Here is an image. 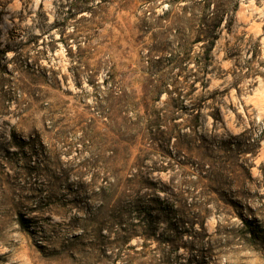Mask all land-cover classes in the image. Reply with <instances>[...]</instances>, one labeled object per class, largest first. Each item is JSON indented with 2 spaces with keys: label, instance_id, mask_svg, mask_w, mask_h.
I'll list each match as a JSON object with an SVG mask.
<instances>
[{
  "label": "rangeland",
  "instance_id": "obj_1",
  "mask_svg": "<svg viewBox=\"0 0 264 264\" xmlns=\"http://www.w3.org/2000/svg\"><path fill=\"white\" fill-rule=\"evenodd\" d=\"M260 68L264 0H0V115L31 124L25 131L4 121L11 131L0 144V232L14 204L35 205L31 215L14 213L25 239L15 243L23 257L12 264H65L77 248L89 247L76 231L80 217L69 221L73 235L62 246L32 242V234L40 235L36 229L51 221L34 213L52 206L50 190L56 188L71 197L57 206L86 210L88 225L107 241L102 254L112 264H120L125 249L127 264L137 256L140 264H151V224L160 219L170 221L164 243L187 253L176 255V264H209L217 249L203 216L211 209L201 213L187 195L179 208L152 195L155 183L139 170L157 153L195 173L192 188L201 195L206 190L232 218L222 231L220 222L211 225L216 235L228 237L221 247L234 249L221 253L233 258L224 264H264V195L248 186L253 169L264 168L260 145L233 137L222 157L203 144L185 156L194 143L187 130L199 127L200 109L229 93L216 88L204 95L213 79L240 72L245 79L253 72L264 76ZM217 117L222 119L219 107ZM240 157L254 163H239ZM6 165L16 172L8 175ZM82 168L92 173L91 183L77 171ZM73 174L81 178L72 180ZM136 185L149 192L140 195ZM132 190L137 194L128 199ZM96 196L103 201L99 206L92 203ZM132 209L141 214L135 221ZM198 221L202 233L193 235ZM113 246L115 260L108 254ZM240 252L247 255L236 259ZM8 255L0 256L3 264Z\"/></svg>",
  "mask_w": 264,
  "mask_h": 264
},
{
  "label": "clouds",
  "instance_id": "obj_2",
  "mask_svg": "<svg viewBox=\"0 0 264 264\" xmlns=\"http://www.w3.org/2000/svg\"><path fill=\"white\" fill-rule=\"evenodd\" d=\"M229 67H231V64H229ZM245 71H247V69H245ZM259 72L264 73V68H260ZM233 81L242 82L237 83V86L233 88ZM216 88H219L221 91H223L224 88H228L229 93L222 99L217 97L215 101L208 100L200 109L201 120L199 127L187 130L189 137L194 138V143L192 145V151L187 152L185 156L193 155V153L197 151L196 146L203 144L210 152L218 157H222V147L229 142H234L233 137H236L239 140L247 141L252 147H255V144L258 143L260 145L259 151L261 152L260 158L264 159V135H262V133H264V76L255 75L253 72L249 78L245 79L243 78L242 72H240L235 77L225 76L224 80L213 79V82L203 94L207 95ZM198 94L200 93H197V95ZM181 99L184 98L181 97ZM184 103L188 104L189 101L184 100ZM229 105L232 106L231 109ZM249 105H251V107H249ZM157 107H163V105H158ZM217 107L220 109V117H222V119L219 117L214 118L215 109ZM5 120H8L10 125L24 128L25 131H28L31 127L30 123L26 124L19 118L13 119L11 115H0V144L4 142L5 137H10L11 129L8 125L4 124ZM197 137H206L207 141L204 142L200 139H196ZM249 137L251 138L250 140L248 139ZM12 150L14 151L15 149ZM81 159H83V157H81ZM180 159H185V157H181ZM245 160H248L249 165L254 163V160L250 157H240L239 163H243ZM0 163H3V161H0ZM75 163H77V161H72L73 166ZM144 163L145 167L139 170L140 174L155 183L156 188L152 190V195L158 196L162 203L171 202L179 208L182 203L180 198L187 195L189 204L193 203L194 200L195 203L200 206L197 210L201 213H203L205 209H211L208 215L203 216V220L207 221L204 226L209 230L208 240L211 241L212 246L217 249V256L214 257L213 260H210L209 264H224V261H231L233 259L231 255H221V253H230L234 251V249H229L228 247H221V244L227 240L228 237L216 235L211 225L213 221L220 222L222 224V231L224 224H227L229 227L232 226L231 223H229L232 218L227 216L226 213L217 206L216 201L207 194L206 190L202 189L204 194L201 195L192 188V182L197 181L196 174L187 172L186 169L181 167L178 163L166 161L158 153L151 155ZM165 164H169L170 167H162ZM205 164L209 168L213 166L212 161H206ZM10 167L11 166L6 165L4 169L8 175H12L16 172L15 168H11V171H9ZM257 169H253V183L248 186L252 188L253 191H258L264 195V168H260L259 165H257ZM77 171L82 174L86 173L82 175V178L91 183L92 173L90 171L83 168L77 169ZM80 178V176L73 174L71 179L77 180ZM21 183H23V180H21ZM237 187H239V185ZM136 188H141V186L136 185ZM186 189L189 190L187 193ZM22 190L23 189H21V191ZM50 191L52 206L43 211H37L34 214L37 216L51 217V221L44 229H36L40 235L37 237L35 234H32V242L35 243L39 238L40 240L47 241L53 246H62V244L66 243L73 235V230L69 221L75 224L76 221L73 220V217H80V227L76 231L77 233H84L81 238L88 242L89 247L77 248L72 253L75 259L66 260L65 264H112V261L108 260L102 254V245L107 241L99 236L98 230L93 231V227L88 225L86 210L71 205L68 207L57 206L59 203L68 201L71 197L58 188L51 189ZM145 192H149V189L141 188L139 194L144 195ZM136 194V191L132 190L128 199H131ZM229 194H232L231 191ZM28 199V197H23V200ZM92 203L95 206H99L103 201L99 196H96L93 198ZM32 207H35V205L26 207L23 202L13 205L14 213H24L25 215L33 214ZM14 213H8L9 223L6 231L0 232V256H4L5 253H8L9 255L6 257L8 264H12V260L15 258L23 257V253L15 247L16 242H20L25 238L17 231L21 226L15 223ZM131 213L133 221L141 216L135 209H132ZM153 215H157V213H153ZM169 224L170 221L167 219H160L151 224V228L154 229L156 237L154 241L149 242V255L146 257L147 260L151 261V264H176V255H187L183 249L180 253H176L174 250H170V247L164 243L162 235H167ZM24 227L32 229L35 228V225H24ZM45 231L50 233L51 239L45 236ZM201 233L202 229L198 221L193 235ZM109 235L110 233L106 230L105 237ZM186 239L191 240V237H186ZM200 243L203 245L206 242L201 240ZM21 247H23V245H21ZM98 249H100V251H98ZM61 250H63V248H61ZM108 254L112 257V260H115V246L109 249ZM243 255H247V253L240 252L236 259ZM128 259H130V257L127 256V250L125 249V255L122 257L120 264H127ZM0 264H3V262L0 261ZM135 264H140L139 256H137ZM181 264H184V262L181 261ZM242 264H248V262L243 261Z\"/></svg>",
  "mask_w": 264,
  "mask_h": 264
}]
</instances>
